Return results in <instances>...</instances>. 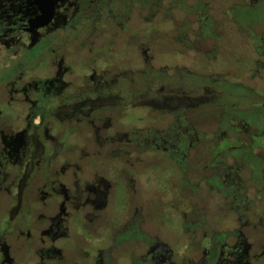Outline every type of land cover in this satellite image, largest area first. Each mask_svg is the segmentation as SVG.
<instances>
[{
    "label": "flooded vegetation",
    "instance_id": "1",
    "mask_svg": "<svg viewBox=\"0 0 264 264\" xmlns=\"http://www.w3.org/2000/svg\"><path fill=\"white\" fill-rule=\"evenodd\" d=\"M261 10L264 0H0V264H264V112L259 126L243 101L201 126L194 90L180 86L225 61L217 75L258 90L264 110ZM160 155L197 198L182 255L143 218Z\"/></svg>",
    "mask_w": 264,
    "mask_h": 264
},
{
    "label": "rangeland",
    "instance_id": "2",
    "mask_svg": "<svg viewBox=\"0 0 264 264\" xmlns=\"http://www.w3.org/2000/svg\"><path fill=\"white\" fill-rule=\"evenodd\" d=\"M182 10L185 13H190L189 9L182 5ZM168 13H166L167 15ZM260 17V18H259ZM254 19L251 13L244 14L243 18H240V21L244 22L246 20ZM258 21L264 24V10L258 15ZM170 26L164 22L163 26L160 25V30L168 31ZM205 31L204 22L201 26V29ZM170 31V30H169ZM229 31V30H228ZM236 41L238 40H230L227 44V47L232 50L233 47L236 46ZM199 59V58H198ZM173 62L171 57H165V64L168 65ZM203 61H200L202 64ZM225 61L212 62L208 64L209 67L212 68V74L210 71L201 67V70H193L196 74L192 73L190 76V84L186 82V84H181L182 89H193L196 94V101L194 98L191 99L194 101L195 105H197L196 111L194 112V117L196 120H199L201 126L207 125H215L218 122V118L220 117L219 113L228 112L230 108L232 110L236 105L251 102L252 106L255 107L254 110H250L248 112H243L246 116H253L256 120V123H262L261 115L264 112L263 108L259 107L258 110L261 113H258L256 110L257 106V92L253 89L250 90L248 88H244L238 82V76L233 73L234 77L229 74L228 76H218V73L221 68L228 69L230 65L226 64ZM227 71V70H226ZM187 73V72H186ZM155 72H148V76L155 77ZM161 77L171 81L174 76V70L171 71H163L160 73ZM177 77L180 72L176 71L175 73ZM206 74H211L206 75ZM218 74V75H217ZM171 76V78H168ZM226 79H228L226 81ZM173 83V82H172ZM209 90L212 92L211 95H207L204 91ZM221 107V108H220ZM194 109L190 110V114H192ZM229 115H231L229 113ZM217 121V122H216ZM256 126V125H255ZM221 129L226 131V127L221 125ZM224 142L220 149H224ZM218 149L212 150V153L215 154ZM165 155H160L158 157V161L149 163L148 175L154 183L147 185L146 191L144 192L141 203L144 206L143 218L146 221L148 229L152 230L156 233L160 240L165 245H170L171 249L178 255H182L184 252V245L186 244V240L188 241V245L190 243L189 236L184 234V215H189L192 206L196 203V195L192 194L188 183L183 182L187 179L189 180V175L185 180L179 174L177 168H174L171 164H168L164 160ZM154 160V159H152ZM154 163V164H153ZM157 163V164H156ZM91 166H95V164H91ZM96 166H98L96 164ZM191 187V186H190ZM116 191L114 190V197L112 198V203L116 210H124L127 205V199L123 194L124 189L122 188V182L117 183ZM188 188V189H187ZM194 198V199H191ZM191 199V200H190ZM203 238V237H202ZM193 244L197 246L202 245L205 247L206 243L203 239L196 241V239L192 240Z\"/></svg>",
    "mask_w": 264,
    "mask_h": 264
}]
</instances>
